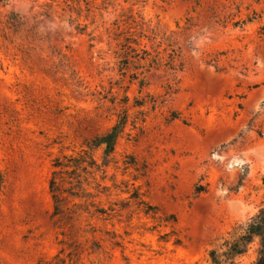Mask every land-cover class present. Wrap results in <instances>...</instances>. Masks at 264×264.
Instances as JSON below:
<instances>
[{
	"label": "rangeland",
	"instance_id": "obj_1",
	"mask_svg": "<svg viewBox=\"0 0 264 264\" xmlns=\"http://www.w3.org/2000/svg\"><path fill=\"white\" fill-rule=\"evenodd\" d=\"M263 179L264 0L0 2V264H213Z\"/></svg>",
	"mask_w": 264,
	"mask_h": 264
},
{
	"label": "trees",
	"instance_id": "obj_2",
	"mask_svg": "<svg viewBox=\"0 0 264 264\" xmlns=\"http://www.w3.org/2000/svg\"><path fill=\"white\" fill-rule=\"evenodd\" d=\"M11 0H0V2H9ZM120 126H115L111 131L97 139V145L106 144V153L114 150ZM264 181V179H263ZM1 184V181H0ZM56 181L52 180L51 186L54 188ZM255 240L259 241L258 257L255 264H264V207L255 215L246 225L243 233H241L234 241L229 242L227 250L223 253L217 250L211 251L213 264H233L237 256L244 254L248 246Z\"/></svg>",
	"mask_w": 264,
	"mask_h": 264
}]
</instances>
